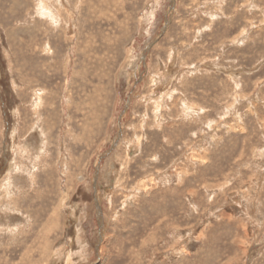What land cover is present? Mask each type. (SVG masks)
Instances as JSON below:
<instances>
[{
    "label": "rangeland",
    "instance_id": "rangeland-1",
    "mask_svg": "<svg viewBox=\"0 0 264 264\" xmlns=\"http://www.w3.org/2000/svg\"><path fill=\"white\" fill-rule=\"evenodd\" d=\"M0 264H264V0H0Z\"/></svg>",
    "mask_w": 264,
    "mask_h": 264
},
{
    "label": "bare ground",
    "instance_id": "bare-ground-1",
    "mask_svg": "<svg viewBox=\"0 0 264 264\" xmlns=\"http://www.w3.org/2000/svg\"><path fill=\"white\" fill-rule=\"evenodd\" d=\"M41 4H42V3H41ZM41 7H42V6H41ZM46 8H47V7H46ZM46 10H47V9H46ZM44 14H45V13H44ZM44 14H43V15H44ZM163 72H164V71H163ZM121 136H122V135H118L117 139H118V140L121 139ZM117 139H116V140H117ZM118 140H117V142H118ZM40 149H41V147H40ZM146 158H147V157H146ZM98 169H99V168H98ZM98 171H100V170H98ZM98 171H97V172H98ZM147 178H148V177H147ZM96 180H97V179H96ZM144 180H145V179H144ZM153 184H154V183H153ZM145 187H146V185H145ZM150 187H151V186H150ZM153 187H154V186H153ZM148 190H149V189H148ZM150 191H151V190H150ZM146 192H148V191H146ZM147 195H148V194H147ZM99 201H100V200H99ZM99 201H98V205L100 206V202H99ZM101 209H102V208H101ZM99 211H100V210H99ZM102 217H103V216H101V218H102ZM102 219H103V218H102ZM102 226H103V225H102ZM103 228H104V227H103ZM102 233H103V232H102ZM105 235H106V234H105Z\"/></svg>",
    "mask_w": 264,
    "mask_h": 264
}]
</instances>
